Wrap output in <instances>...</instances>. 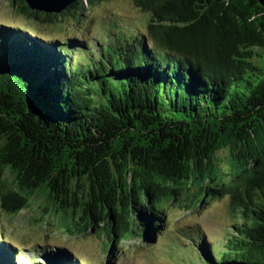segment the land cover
<instances>
[{"label":"trees","instance_id":"1","mask_svg":"<svg viewBox=\"0 0 264 264\" xmlns=\"http://www.w3.org/2000/svg\"><path fill=\"white\" fill-rule=\"evenodd\" d=\"M98 1L58 14L10 5L55 24ZM131 1L144 22L112 14L91 38L0 24V211L38 199L37 220L105 235L108 250L173 234L177 264H264V8ZM223 196L235 221L221 238L198 224L166 231L175 210L194 215ZM62 246L39 264H87ZM14 251L1 239L0 264H26Z\"/></svg>","mask_w":264,"mask_h":264},{"label":"rangeland","instance_id":"2","mask_svg":"<svg viewBox=\"0 0 264 264\" xmlns=\"http://www.w3.org/2000/svg\"><path fill=\"white\" fill-rule=\"evenodd\" d=\"M11 0H0V24H11L44 37H75L87 35L88 38L97 35L103 22L114 15L130 18L133 22H144L145 15L138 10L131 0H99L92 7L86 6L76 13H65L55 24L28 21L25 17L14 12L10 5ZM221 158L222 171L229 167L224 162L225 152L218 154ZM30 208L24 209L16 216H9L0 211V241L12 245L15 256L26 264H39L43 262L39 253L46 247H61L67 249L81 258L87 264H177L179 248L172 245L173 241L180 242L173 234H165L162 239L148 245L143 240L132 238L108 250V239L89 231L86 234L68 233L58 230L55 218H41V211L36 208L38 199ZM172 224L166 227L168 233L179 226H199L201 233L211 239H219L234 223L229 211L227 196L212 198L206 208L199 209L194 215H185L175 210L170 215ZM46 241V244H44ZM41 245V246H40ZM75 255V254H74ZM109 255H114L112 259ZM38 258V259H36Z\"/></svg>","mask_w":264,"mask_h":264},{"label":"water","instance_id":"3","mask_svg":"<svg viewBox=\"0 0 264 264\" xmlns=\"http://www.w3.org/2000/svg\"><path fill=\"white\" fill-rule=\"evenodd\" d=\"M78 0H25L26 4L31 10L43 12V13H61L71 3ZM259 4L264 8V0H258ZM10 139L14 140L15 144H19L17 148L25 147L21 146L22 142L18 138H14L8 133Z\"/></svg>","mask_w":264,"mask_h":264}]
</instances>
